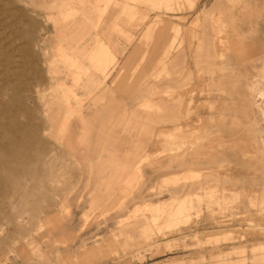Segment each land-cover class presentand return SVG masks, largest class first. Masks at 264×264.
<instances>
[{"label": "rangeland", "instance_id": "1", "mask_svg": "<svg viewBox=\"0 0 264 264\" xmlns=\"http://www.w3.org/2000/svg\"><path fill=\"white\" fill-rule=\"evenodd\" d=\"M99 39L107 76L72 85L62 52L88 64ZM258 90L264 0H0V142L39 177L0 183V264H264ZM183 174L192 199L143 208Z\"/></svg>", "mask_w": 264, "mask_h": 264}, {"label": "crops", "instance_id": "2", "mask_svg": "<svg viewBox=\"0 0 264 264\" xmlns=\"http://www.w3.org/2000/svg\"><path fill=\"white\" fill-rule=\"evenodd\" d=\"M167 4H169L172 0H164ZM109 53H111L110 48L108 47V45L106 44V42L102 41V40H98L96 43V46H94L88 53L87 55V59H88V64H81L79 63V58L75 55H70L67 52L63 51L62 52V56L67 59L69 61L68 64V72L67 74L71 77L72 79V85H75L78 80L80 79L81 75H86L88 78L91 77V73L88 72L89 68H94L96 70L99 71L102 79L105 78L107 76V71H106V62L108 61L109 58ZM70 91H72V88H69ZM256 96H261L264 97V93L260 90L257 91ZM63 118H67L69 119L68 114H65L63 116ZM174 126L179 129L181 127L180 122L178 121L177 118H174ZM76 120H74L73 122L68 120V130L69 132L67 134H72V140L73 142L70 143V140L68 137L64 144L61 143V147L62 149H66L68 152V155L70 158L73 159V162L76 164H80V157H82V152L81 150H76L75 148V140H76ZM60 127V126H59ZM160 137H157V140H159ZM72 144V145H71ZM144 151V147H141V149L138 152H135L133 158L127 162L126 168L128 170L131 169H135L139 166V163L141 162L142 159V152ZM172 162V161H171ZM173 162H175V164L177 166H182V165H187L190 164V162L185 158V156L180 155L177 158L173 159ZM172 163H170L169 165H171ZM187 175L183 174L181 176H172V177H168L163 179V184H167V183H172L174 185H176L171 192V195L164 201L160 202V203H149V204H145L143 206V208L145 207H154L156 205L162 204V203H172V202H177L178 200L181 199H192L191 196V192L186 190L185 188V182ZM182 179V182L177 184L178 181ZM179 185V186H178ZM264 258V256H263ZM232 264H235V262H233Z\"/></svg>", "mask_w": 264, "mask_h": 264}, {"label": "bare ground", "instance_id": "3", "mask_svg": "<svg viewBox=\"0 0 264 264\" xmlns=\"http://www.w3.org/2000/svg\"><path fill=\"white\" fill-rule=\"evenodd\" d=\"M3 132L6 137L3 143L0 142V157L2 158L0 160V183L1 181L5 183L7 190L6 197L11 199L13 194L17 191H21L22 195H27V192H25L27 186L25 184L21 185L19 180L14 176L18 170H20L23 174L22 176L29 181L38 180L39 177L37 176L36 171L32 169L29 162L23 163L19 167L20 169L14 164L13 156L16 154L23 140L16 137L14 129L10 126L6 127Z\"/></svg>", "mask_w": 264, "mask_h": 264}]
</instances>
